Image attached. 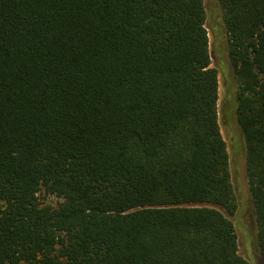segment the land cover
Masks as SVG:
<instances>
[{
  "label": "trees",
  "instance_id": "16d2710c",
  "mask_svg": "<svg viewBox=\"0 0 264 264\" xmlns=\"http://www.w3.org/2000/svg\"><path fill=\"white\" fill-rule=\"evenodd\" d=\"M218 3L264 258V0ZM206 17L0 0V264H248Z\"/></svg>",
  "mask_w": 264,
  "mask_h": 264
},
{
  "label": "rangeland",
  "instance_id": "374dc122",
  "mask_svg": "<svg viewBox=\"0 0 264 264\" xmlns=\"http://www.w3.org/2000/svg\"><path fill=\"white\" fill-rule=\"evenodd\" d=\"M203 1L211 42V63L218 69V120L228 150L231 181L237 203L235 212L229 217L236 228L239 254L248 264H264L258 245L255 209L247 179L244 139L235 115L238 83L228 53L222 9L218 0ZM46 201L54 204L57 198L51 196Z\"/></svg>",
  "mask_w": 264,
  "mask_h": 264
}]
</instances>
